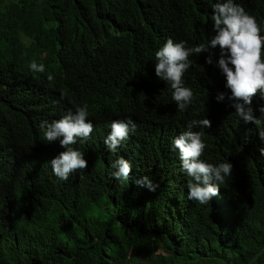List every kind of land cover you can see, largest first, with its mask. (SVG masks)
<instances>
[{
  "label": "trees",
  "instance_id": "1",
  "mask_svg": "<svg viewBox=\"0 0 264 264\" xmlns=\"http://www.w3.org/2000/svg\"><path fill=\"white\" fill-rule=\"evenodd\" d=\"M216 2L0 0V264H264V100L253 106L259 127L216 100L230 95L219 46L212 65L208 52L189 57L194 99L183 112L155 73L168 38L194 47L215 36ZM235 2L264 35V0ZM33 60L45 72L31 71ZM84 104L94 132L84 153L79 141L71 147L88 167L63 181L50 161L66 149L47 143L41 125ZM129 118L134 133L107 150L106 124ZM204 118L210 128L192 129L204 133L201 159L234 167L199 204L173 141ZM120 157L131 162L128 180L113 175ZM145 176L155 191L138 183Z\"/></svg>",
  "mask_w": 264,
  "mask_h": 264
},
{
  "label": "clouds",
  "instance_id": "2",
  "mask_svg": "<svg viewBox=\"0 0 264 264\" xmlns=\"http://www.w3.org/2000/svg\"><path fill=\"white\" fill-rule=\"evenodd\" d=\"M213 29L215 36L207 44L199 43L194 47H187V41L175 42L168 38L166 43L155 52V73L161 80L170 83L174 90L173 100L178 111H185L194 99L191 87L185 86L184 74L193 65L189 59L192 54L208 52L206 64H213V55L210 50L219 46L220 56L218 67L226 78L228 92H220L216 96L218 102L227 98L232 103L230 107L245 123L261 125V119L255 115L257 109L253 106L264 100V35L256 17L250 15L245 8L235 0H217L213 5ZM264 27V21H263ZM29 68L33 72H45V66L37 64L34 60ZM51 82L53 76L48 75ZM215 97V96H214ZM258 111L264 115V106ZM116 119V118H114ZM111 119L105 127L103 137L107 136L104 143L110 151H115L122 142L126 144L136 130L135 122ZM114 120V121H113ZM209 119L192 120L188 130L182 132L173 141L174 148L179 150V159L184 173L189 177L188 198L199 204H207L219 194L220 186L227 176L232 174L233 164L221 162L213 164L201 159L206 144L202 139L203 131H193L195 127L210 128ZM44 138L51 144L59 140L60 145L66 149L50 161L53 173L63 181H67L71 174L77 170L86 169L88 161L84 159L81 145L90 139L94 132V123L89 118L88 105L76 108L75 112H68L62 118L44 122L41 125ZM259 135L264 140V128ZM78 142L80 151L71 147ZM264 155V148L260 149ZM116 169L114 177L117 180H128L132 171L131 162L123 157L112 163ZM215 181V183H213ZM150 191H155L158 185L145 176L138 181Z\"/></svg>",
  "mask_w": 264,
  "mask_h": 264
}]
</instances>
